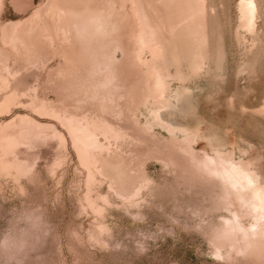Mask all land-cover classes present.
I'll use <instances>...</instances> for the list:
<instances>
[{"label":"rangeland","instance_id":"obj_1","mask_svg":"<svg viewBox=\"0 0 264 264\" xmlns=\"http://www.w3.org/2000/svg\"><path fill=\"white\" fill-rule=\"evenodd\" d=\"M239 1L0 0V264H264Z\"/></svg>","mask_w":264,"mask_h":264},{"label":"bare ground","instance_id":"obj_2","mask_svg":"<svg viewBox=\"0 0 264 264\" xmlns=\"http://www.w3.org/2000/svg\"><path fill=\"white\" fill-rule=\"evenodd\" d=\"M239 7H240L242 15L248 21L253 16L254 9H255V1L254 0H240L239 1ZM227 171H229V170H227ZM253 194H255V193H253ZM259 202H261V201H259ZM257 204H258V202H257ZM258 206H259V204H258Z\"/></svg>","mask_w":264,"mask_h":264}]
</instances>
